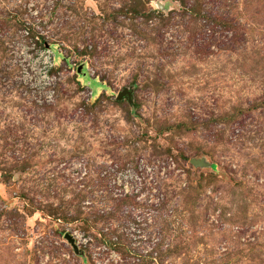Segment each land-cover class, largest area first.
Returning <instances> with one entry per match:
<instances>
[{"label": "rangeland", "instance_id": "rangeland-1", "mask_svg": "<svg viewBox=\"0 0 264 264\" xmlns=\"http://www.w3.org/2000/svg\"><path fill=\"white\" fill-rule=\"evenodd\" d=\"M0 264H264V0H0Z\"/></svg>", "mask_w": 264, "mask_h": 264}, {"label": "water", "instance_id": "water-1", "mask_svg": "<svg viewBox=\"0 0 264 264\" xmlns=\"http://www.w3.org/2000/svg\"><path fill=\"white\" fill-rule=\"evenodd\" d=\"M125 95H129L130 96V93L125 90L124 92H121L119 95H118V98L121 99L123 96ZM191 163L195 166H199V165H202V162L200 160H194L192 159L191 160ZM65 237L68 239V241L72 244V246L74 247V249L76 250V246L74 245V241L72 239V236L66 234Z\"/></svg>", "mask_w": 264, "mask_h": 264}]
</instances>
